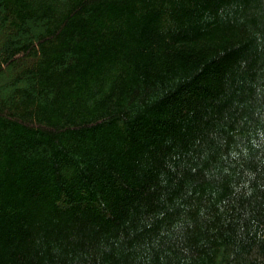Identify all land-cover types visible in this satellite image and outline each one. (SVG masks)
Listing matches in <instances>:
<instances>
[{"label":"trees","instance_id":"obj_1","mask_svg":"<svg viewBox=\"0 0 264 264\" xmlns=\"http://www.w3.org/2000/svg\"><path fill=\"white\" fill-rule=\"evenodd\" d=\"M0 264H264V0H0Z\"/></svg>","mask_w":264,"mask_h":264}]
</instances>
